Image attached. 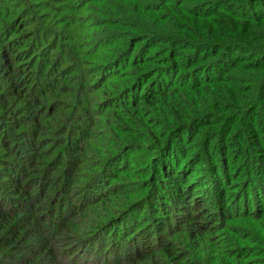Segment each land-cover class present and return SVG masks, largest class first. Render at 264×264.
<instances>
[{
  "label": "trees",
  "instance_id": "1",
  "mask_svg": "<svg viewBox=\"0 0 264 264\" xmlns=\"http://www.w3.org/2000/svg\"><path fill=\"white\" fill-rule=\"evenodd\" d=\"M255 1L207 0L206 4L193 8L192 16L198 18L206 14L201 6L213 5L215 10L230 11L234 10L233 5H245L249 9ZM21 2L9 0L7 10L0 12V264H63L43 234L44 226L36 212L42 200L55 209L57 205L60 207L58 213L62 219L65 217L62 222L65 229L72 224L73 216H86L91 211L94 217L89 229L104 230L118 220L122 222L134 209L140 212L147 203L151 207L161 199L160 203L164 204L163 197L179 211L174 216V229L160 224L155 237L131 234L121 243L112 239L106 251L94 244L99 238L92 242L76 241L72 247H78L70 248V264H264V173H254L256 168L257 172L264 169L261 155L264 143L256 136L258 130L246 136L245 128L252 124V129H258L262 126L260 120H264V34L257 38V43L236 35L214 41L210 31L197 28L192 30L194 40L157 35L150 41L166 43L168 52L181 47L188 49L180 54L188 61V67L201 59L207 49L210 51V55L202 58L205 64L193 68V74L185 76L186 81L179 73L177 80L170 78L164 86L161 81L153 82L154 86L150 83L152 87L143 82L150 75L154 76L152 72L157 68L152 69L149 62L136 58L128 70L106 76L112 67H119L127 57L136 54L133 45L125 52L110 49L105 64L97 65L93 71L96 79H100L95 89L109 109L102 113L103 123L92 116L89 101L83 98L86 84L72 83L62 77V72L50 73L54 66L51 55L45 58L47 64L36 68V73L43 78L36 80L39 89L26 85L14 69V59L22 56L16 47L24 48L29 39L46 30L53 38L57 33L49 26L54 16L42 15L44 21L40 20L29 8L20 11L19 5H29ZM26 18L27 22H23ZM28 25H32L30 30L21 34ZM151 33L145 29L136 41L149 40ZM57 34L61 36V32ZM49 39L45 37L42 46H46ZM29 46L34 47L33 43ZM69 46L72 58L82 61L77 45L70 42ZM234 50L238 52L231 54ZM253 58L258 59L251 61ZM165 62L176 63L168 58ZM237 63L241 66L234 70L236 75L251 71L247 72L251 75L246 80L233 73L213 77L214 73L219 74L218 70L203 76L204 84L195 78V71L203 73L215 66L226 69ZM57 68L60 66L53 69ZM237 81L244 84L237 85ZM211 85H221V91L210 89L208 93L207 87ZM23 87L30 90H22ZM190 91L197 98H189ZM207 93L208 96H204ZM124 97L128 100L122 106L113 104L115 99ZM253 113L259 118L251 122ZM181 142L186 143L184 147L179 146ZM241 155L244 162L230 170L227 163L234 165ZM88 159L91 160L88 165L96 163V167L72 192V179L81 167L88 166L84 164ZM142 161L145 173L155 170L164 176L161 185L157 180V184L151 183L158 185L153 196L148 197L145 192L133 198L125 197L118 188H108L96 200L89 198L95 183L131 174L132 168ZM197 164L212 174V186L199 188L201 184L196 181L199 178L185 176L182 179L183 173L177 170L178 166L181 169L187 165V171L192 173L191 169ZM61 168L63 174L59 180L54 173ZM116 172L119 174L113 176ZM37 175L45 181L39 197L35 198L28 185ZM213 191L218 194L215 200ZM62 192L71 196V200L61 197ZM68 208L73 211L70 213ZM149 214L152 217L151 212ZM228 221L234 223L228 224ZM32 227H37L39 233L24 236ZM221 228L226 232L216 234ZM231 228L240 234H230ZM166 233L170 234L164 236ZM104 253L111 261L103 263ZM19 254L25 256L21 263L15 261Z\"/></svg>",
  "mask_w": 264,
  "mask_h": 264
},
{
  "label": "rangeland",
  "instance_id": "2",
  "mask_svg": "<svg viewBox=\"0 0 264 264\" xmlns=\"http://www.w3.org/2000/svg\"><path fill=\"white\" fill-rule=\"evenodd\" d=\"M179 1H181V4L178 3ZM179 1L22 0L21 3L28 2L29 5H25L24 7L19 5L20 11L29 8L31 13L35 14L36 18L38 17V19L40 18V20L43 21L44 19L42 18V15L48 14L54 16V22L49 26L50 28H54L57 33L58 31L61 32V36L57 37L58 34L56 33V37L53 38L52 35L49 34V31L46 30L43 33H39L37 37L29 39L30 41L25 43L26 47H16L15 49L18 51V53H22V56L14 59V69L18 71L19 76L23 82L26 83V85L31 84L30 87L33 85V88H35L38 86L36 80L40 81V79H43L42 76L36 73V68L42 64H47L45 58L48 55H51V57H54V66L52 67V70H50V73L62 72V77H64V79L75 84L79 83V81L86 84V91L85 94H83V98L89 101V107H91L92 116L96 120H100V122L103 121L104 123L102 113H105V110L109 109L106 108V103H103L104 100H102L99 96L98 89H95L97 84L96 82L97 80L99 82L100 79H96L97 75H95L93 71L95 70L94 67L97 65L103 63L105 64L106 61L104 60L110 55V49H122V51L125 52L128 50L129 46L133 45L136 50V54L135 57H127L124 61H122V63L119 64V67H112L110 71L106 73V76H112V74L116 73V75H119L124 70H128L131 68L129 65L131 64L132 60L136 58L137 61L149 62L152 69L157 68L154 72H152L154 76L150 75L151 77L146 78V80L143 82H146L148 86H151V84L154 86L153 84L156 83L153 82L161 81L162 86H164L170 78L177 80L179 73L180 77H183L184 80L187 75L193 74V68H197L198 66H203V64H205V61H203L204 59L202 58H205L206 55H210V51L207 49L204 56L200 57L201 59H196L197 61H193V65L188 67L190 66L188 61L184 59V56L180 55L181 53L188 52V49L181 47L175 51L168 52L167 50L170 49L166 43L161 41H150L155 39L157 35L173 36L174 38L179 36L184 40H194L195 36L192 35V30L193 28H197L203 32L210 31L211 38L214 41L224 40V38H229L236 35L247 42L257 43L259 41L257 38H260V36L264 34V21H261L264 20V0H256L250 4L249 9L245 7V5H233L231 7H233L234 10L230 11L229 9L226 11L215 10L216 8L213 7V5L201 6L204 7L206 14L198 18L192 16L194 12L193 8L195 6L198 7L200 5L206 4L207 0ZM229 1L238 2L240 0ZM8 6L9 0H3V2H0V12H4L5 9L7 10ZM27 20L28 19L26 18L23 22H27ZM31 26L32 25L24 27L21 30V34L27 30H30ZM145 29H149L150 32H152L150 39L144 41L143 43L136 41L140 39L139 36ZM45 37H49L50 41H48L46 46H42V41H44ZM31 42L34 46L32 48L29 46L30 44L32 45ZM70 42L77 45V50L82 55V61L72 58V49H70V46L68 47ZM53 46L54 48L52 49ZM214 49L215 48H213L211 51L212 54L215 52ZM137 52H139V56ZM236 52H238V50L231 51V54H235ZM217 54H219V52H217ZM167 58L174 60L176 63L174 64L173 62H169L167 64V62H165ZM258 58H253L251 61L257 60ZM50 64L48 63L47 68L50 67ZM56 66H60V68H57V70L53 69L56 68ZM240 66L241 65L237 63L235 67H227L226 69H217L215 66V69H205L203 73H200L201 71H195V78L198 82H202L201 84H204L203 76L206 74L211 75L213 72L218 70L219 74L214 73L215 75H213V77L216 78L220 75L228 76L232 74L234 70L239 69ZM247 72L251 71H244V73H238L237 75L236 73H233V75L240 77L241 80H246L245 78L251 75ZM64 73L66 74L64 75ZM181 73L185 75L183 76ZM109 79L110 78L107 80ZM235 84L239 85L244 83L237 81ZM220 86L221 85H211L207 87L209 88L207 91L209 93L211 90L218 89L220 92ZM37 88L39 89L40 87ZM81 88L79 90H82ZM22 90L30 89L23 87ZM208 93L204 96H208ZM188 95L189 98H197V95L193 97L191 91ZM127 100L128 98L126 97L123 99H115L113 104L116 106H122V104L126 103ZM90 102L93 104H90ZM250 118L252 122L253 119L257 121L259 117L257 113H253L250 115ZM260 121L262 126L258 129H252V124L245 126L247 130L246 136H248V134H253L255 130H258L256 136L261 137L264 143V120L262 119ZM198 129H200V127ZM231 129L232 128L227 131V134L231 132ZM197 132L198 131L195 130V133ZM193 139H196V137L194 136ZM199 139L200 136L198 140ZM182 143L183 142L180 143V147H184L186 144ZM134 154L136 153H132L133 156ZM258 155L259 153H257V156ZM261 155L262 158H264V151H262ZM90 161L91 160L88 159L84 164L88 165L87 162ZM243 162L244 158L243 155H241L237 163L230 165L231 163L228 162L227 166L233 171L236 166L242 164ZM144 164V161H142L140 164H137V166L132 168L133 173L131 174H123L120 177L116 175L117 177H114L113 179L104 178L102 181L95 183L93 185L92 191L89 192L91 196H89V198H91L93 201L96 200L99 195L102 194V192L108 190V188H118L120 190V194L125 197L129 196L133 198L139 194L144 195L145 192L148 194V197L153 196L154 193H157L156 191L158 190V185H161L162 180H164V176H160V173L155 172V170L153 172L145 173L146 171H143ZM93 167H96V163L94 166L88 165L81 167V170L76 172V175L72 179V182H74L72 185V192L73 188H76V184L78 182L84 181L85 177L90 173V170H92ZM179 168L180 166H178L177 170H180L179 172L181 174L183 173L182 179L185 176H193L195 179L199 178L201 180H196L201 184L199 188H207L212 186V174H209L205 167L197 164L194 169H191L194 170L192 173L187 171V165H184L181 169ZM254 173L262 175L264 173V169H261L260 172H257L256 168ZM61 174H63V168L54 173L55 176L58 175L59 180H61ZM114 174L119 173H113V176H115ZM154 175L157 176L158 179L154 177ZM58 178L56 179L57 181ZM215 178L216 177H214V179ZM41 179V176L37 175V177H33L32 182H30L28 185V189H31L32 196L35 198L39 197L40 188L44 184L43 181H45L44 178L43 180ZM156 180L158 185L152 186V182L157 184ZM212 194L214 200L215 197L218 198V194L216 192L213 191ZM60 195L67 201L71 200V196H66V193L64 192H62ZM121 199L124 200L123 197H121ZM160 200L159 202H155V204L153 202L151 207L150 204L147 203L140 212H136L137 210L134 209V212L122 222L118 220L106 227H110V229L105 228L104 230L89 229L90 225L93 223L91 219L94 217L93 212L91 211H89L86 216H73V219L71 220L72 224L68 228L69 230L62 226V222L64 221L65 217H63V219L61 218V214H59L61 209L58 205L55 209L53 206H51L52 204L42 200L38 203L36 212L38 213V218L41 225L44 226L43 234L50 244H52V247L55 248L59 261L63 264H70V256L72 252L70 248L75 249L78 247V245H75L74 248L72 247L76 241L86 240V242H88L91 240L90 242H92L94 239L99 238L97 243L94 244L96 246H100L104 249V251H106L108 250L112 239L121 243L126 238H129L131 234H140V236L151 235V237H155V230H157V228H161L159 227L160 224H166L167 227L174 229L176 225L174 216L179 214V211L176 210L175 206L169 199L163 197L162 201L164 204L162 202L160 203ZM209 203H213V200L209 201ZM63 205L60 201V206ZM135 206L137 208L139 205ZM63 209H65V207ZM151 209H153L154 212H152ZM68 211L71 213L73 210L68 208ZM150 212L152 217H149ZM145 215H147V217ZM233 223V221H228V224ZM156 224H158V226ZM238 226L232 225V227ZM231 229L232 231L230 234H240L237 229ZM96 231H99V233ZM165 232H168V230L165 229ZM221 232H226V230L221 228L216 234H220ZM38 233V228L32 227L26 231L24 236L26 235L27 237H31L37 235ZM168 234L170 233H166L164 236ZM72 236H76V238L72 239ZM105 254L106 253L103 255L104 258H102L104 261L103 263L111 261L110 257H106ZM250 257H248V259H250ZM24 259L25 256L20 255L15 261L21 263Z\"/></svg>",
  "mask_w": 264,
  "mask_h": 264
}]
</instances>
